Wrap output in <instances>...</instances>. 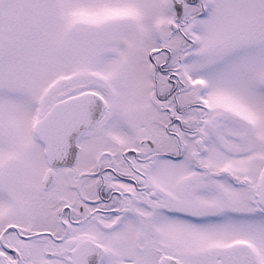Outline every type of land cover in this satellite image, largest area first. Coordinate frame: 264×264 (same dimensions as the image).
<instances>
[{
	"label": "snow or ice",
	"instance_id": "6c2138e0",
	"mask_svg": "<svg viewBox=\"0 0 264 264\" xmlns=\"http://www.w3.org/2000/svg\"><path fill=\"white\" fill-rule=\"evenodd\" d=\"M0 264H264V0H0Z\"/></svg>",
	"mask_w": 264,
	"mask_h": 264
}]
</instances>
